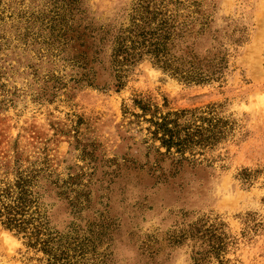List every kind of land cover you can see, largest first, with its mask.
<instances>
[{
    "label": "rangeland",
    "instance_id": "374dc122",
    "mask_svg": "<svg viewBox=\"0 0 264 264\" xmlns=\"http://www.w3.org/2000/svg\"><path fill=\"white\" fill-rule=\"evenodd\" d=\"M6 188L0 264H264V0H0Z\"/></svg>",
    "mask_w": 264,
    "mask_h": 264
},
{
    "label": "trees",
    "instance_id": "16d2710c",
    "mask_svg": "<svg viewBox=\"0 0 264 264\" xmlns=\"http://www.w3.org/2000/svg\"><path fill=\"white\" fill-rule=\"evenodd\" d=\"M137 26V25H136ZM165 28V27H164ZM165 31L166 35L161 40L160 34L155 36L157 32ZM160 33V32H159ZM142 37L141 44H144L146 39L148 42L147 50L150 51L155 58V62L160 64L163 63V67H167L170 64L167 61V51H166V39H167V30L162 28H157L156 30H148L142 31L139 33ZM154 37L155 40L152 38ZM132 39V38H131ZM136 41V40H135ZM122 43V41H120ZM134 43V42H132ZM127 47V46H126ZM125 47V48H126ZM117 51H121L119 48ZM186 80H194V81H202V76H184ZM142 110L146 111L147 106L141 104L138 101ZM184 112H181L183 114ZM174 118H170L171 114L161 115L158 120H151L154 126V130L152 131L153 137H157L159 135V140L161 144L166 146L168 149L172 146L176 147L179 150H184L187 146L192 143L193 137L197 138V141H204L209 139V131L208 127L205 128L198 126L195 132H190L189 128L181 129L178 127L176 122V117L179 116V113H173ZM205 119V118H203ZM181 130H185V132L181 135ZM19 184V183H18ZM22 191V189H21ZM22 192L15 193L10 191L9 189H0V222L4 227L9 229H15L16 231L25 230L30 219L25 217L26 209L25 204L22 202V198L18 194H22ZM9 197V198H8Z\"/></svg>",
    "mask_w": 264,
    "mask_h": 264
}]
</instances>
